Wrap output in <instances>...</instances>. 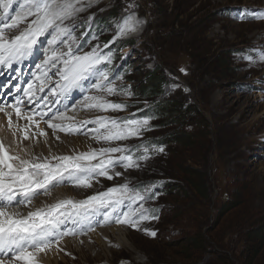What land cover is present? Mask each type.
<instances>
[{"label": "rangeland", "instance_id": "1", "mask_svg": "<svg viewBox=\"0 0 264 264\" xmlns=\"http://www.w3.org/2000/svg\"><path fill=\"white\" fill-rule=\"evenodd\" d=\"M244 6L261 8L264 0L89 1L87 9L100 19L113 11L124 16L132 10L136 29L124 37V42L131 52L137 88L147 74L161 66L168 84L163 89L166 94L159 96L157 103L170 92L188 97L207 121L210 144L198 139L189 155L168 145L150 150L149 146L162 141L165 135L160 127L136 130L137 138L130 143L140 142L139 158L118 181L179 182L168 176L173 171L171 162L186 160L194 165L203 157L207 161L210 199L207 203L197 201L181 182L172 190L173 195L168 190L160 193L158 201L165 207L159 221L136 231L123 228L127 230L126 242L117 239L118 232L109 237L102 233V244L92 234L79 239L77 247L65 246L69 254L57 252L63 259L52 264H188L182 258L185 243L177 248L165 244L179 243L199 229L223 256L212 250V255L203 256L199 264H250L254 251L246 248V226L264 225V93L250 88L252 85L264 90V60H251L252 49L264 45V22L240 24L235 10ZM116 99L130 100L121 94ZM23 140L28 142L29 138ZM188 156L195 160L192 162ZM100 188L78 189L85 191V197ZM182 191L191 194L189 199H184ZM229 201L238 205L221 217L218 211ZM172 208L174 213H170ZM181 208L186 212L182 214ZM148 230L157 235L146 233ZM214 238L225 247L220 249ZM254 264H264V246Z\"/></svg>", "mask_w": 264, "mask_h": 264}, {"label": "trees", "instance_id": "2", "mask_svg": "<svg viewBox=\"0 0 264 264\" xmlns=\"http://www.w3.org/2000/svg\"><path fill=\"white\" fill-rule=\"evenodd\" d=\"M117 14L118 11H113L111 13L112 16ZM146 76L147 77L144 81L138 83L139 88H136L137 86L135 83L133 85L134 93L136 94L135 96L139 98L138 100H135L134 104L144 101L156 102L159 96L162 97L164 95L162 88L164 87V84L167 83V79L161 71V66H157L153 72H150ZM157 108L160 115V122L157 126L164 131L165 135L162 138V142L165 145L172 148L179 147V150L182 149L189 155L197 145L198 139H200L202 143H205L208 140V144H210L206 118L194 105L189 103L188 97H178V94L171 93L159 104L157 103ZM188 158H190L192 162L195 160L194 157L188 156ZM200 160L201 165L199 166L198 163H200ZM171 163H173V171L169 173L168 176L174 177V179L179 182L170 183V194L172 190L176 189L175 186L179 188V185L182 182L188 187V192H193L197 201L207 203L210 199V188L207 185L209 179L206 170L207 161H205L203 157H200L197 164L193 162V164L198 166L199 169L194 168V165L188 163L186 160L185 162H183V160H177L176 162ZM176 174L179 177H177ZM190 196L191 194L184 193L183 197L186 200L189 199ZM237 205L238 203L232 201L226 202L221 206L218 214L222 217L227 210L233 209V207ZM181 211L182 214L186 212L182 208ZM174 212L175 209L172 208L170 213ZM256 224L246 226V248H248L249 251H254L250 256V264H254L264 246V225L263 223H258V225L260 224L259 226ZM218 227L219 225L217 224L216 228ZM240 231L243 232L242 230ZM213 242H215V244L217 243L215 238L213 239ZM184 243L186 244V251L184 252V256L182 255V258H184L188 264H199L200 259L203 258V256L206 254L212 255V250H214V253L217 254V256H222V253L213 249L214 244L210 242L209 236L203 233L201 229L192 235L188 234L184 240H181L179 243L175 241L168 242L165 246L169 248H177ZM217 245L220 249L225 247L224 245L221 247L218 243ZM196 254H200L201 256H196Z\"/></svg>", "mask_w": 264, "mask_h": 264}, {"label": "bare ground", "instance_id": "3", "mask_svg": "<svg viewBox=\"0 0 264 264\" xmlns=\"http://www.w3.org/2000/svg\"><path fill=\"white\" fill-rule=\"evenodd\" d=\"M135 31V30H134ZM133 31V32H134ZM137 32V30H136ZM15 115V116H13ZM83 115L81 119H84ZM16 110L9 111L5 113L3 116L0 115V154L5 156V159L9 164H12L10 167L6 168L3 171V174L10 171L11 169H15L16 172L19 171L17 161L14 158H18L19 160L28 161L31 160L35 155H48L49 157L56 156V154H69L72 152H89L93 149V144L86 138H75V137H66L60 136V142H55L50 136H46L44 138H40L37 141H33V137L27 135L29 138L28 142H25L23 138L25 136L17 134L14 126H16ZM19 176V174H17ZM12 183L17 187V181L12 180ZM85 191L83 189H54L47 196H44L39 201L41 205H36L39 208L43 207V201H45V205H52L60 200L68 199L73 196L83 198ZM37 204V203H36ZM127 230L123 228H107L100 231L95 232V236L100 244L103 243V240L100 238L102 233L108 236L110 234H116L117 239L121 241H125L127 237ZM115 235V234H114ZM79 239H66L65 246L69 247L70 245L77 247ZM126 242V241H125ZM72 249V248H71ZM77 249L75 248V251ZM72 251V250H71ZM57 252H46L41 254V259L44 260L48 264L56 263L60 259H63L60 254ZM58 263V262H57Z\"/></svg>", "mask_w": 264, "mask_h": 264}]
</instances>
